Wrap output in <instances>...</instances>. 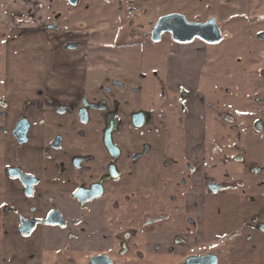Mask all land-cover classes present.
I'll use <instances>...</instances> for the list:
<instances>
[{
    "label": "flooded vegetation",
    "instance_id": "flooded-vegetation-1",
    "mask_svg": "<svg viewBox=\"0 0 264 264\" xmlns=\"http://www.w3.org/2000/svg\"><path fill=\"white\" fill-rule=\"evenodd\" d=\"M41 1L36 2L35 20L29 22L28 0H10L8 6V0H0V264H218L226 248L244 252L254 233L264 237V194L254 197L249 192L253 183L233 178L236 172L218 179L210 169L222 161L242 163L245 155L224 158L237 149L235 141L227 143V128L221 133L216 124L219 133L210 139L205 122L200 117L193 120L198 112L192 105L197 100L207 114L216 112L217 122H235L229 112L237 101L232 86L206 85L208 89L200 91L198 80L194 82L206 64L203 49L202 55L197 52L183 58L190 67L189 86L181 85L176 91L167 86L170 93L164 89L159 96L144 89L148 75L140 66L148 61L146 54H99L97 61L104 68L97 71L100 78L93 83L89 74L96 71L89 51L85 61H75L76 66L85 65L87 75L76 103L47 100L41 106V100H24L27 93L13 91L7 81L11 32L14 28L25 31L31 24L41 28ZM79 1L74 6L65 0L71 7ZM8 14L14 19L6 21ZM183 15L191 22L214 18ZM261 16L248 20L250 29L262 28L251 37L249 56L261 58L257 74L263 83L251 84L246 95L262 109L248 124V132L242 133L245 144L240 150L245 152H250L257 136L264 145V13ZM127 17L135 15L127 11ZM157 20L152 25L141 22L130 34L123 33L124 39L137 41L122 48L140 47L137 29L150 25L153 30ZM47 23L44 29H52L53 23ZM217 24L222 42L227 36L218 20ZM84 30L91 33L93 28ZM152 30L143 35L146 42H154ZM164 34L175 42L170 33ZM80 38L69 40L65 47L111 48L90 34L87 41ZM196 41L209 45L198 38L182 45ZM259 43L261 49L254 52ZM176 60L184 63L181 57ZM253 72L250 80L257 78ZM33 95L41 98V89ZM207 157L218 163H208ZM242 168L247 178L262 173V167L251 164ZM260 185L264 188V180ZM228 194L235 207L232 211L243 212L242 217L232 214L231 228L221 219V196ZM207 198L218 203L217 218L208 225ZM39 228L44 234L56 229L68 241L41 245ZM233 257L231 263L249 264L240 260L244 256Z\"/></svg>",
    "mask_w": 264,
    "mask_h": 264
},
{
    "label": "rangeland",
    "instance_id": "rangeland-1",
    "mask_svg": "<svg viewBox=\"0 0 264 264\" xmlns=\"http://www.w3.org/2000/svg\"><path fill=\"white\" fill-rule=\"evenodd\" d=\"M28 1L29 14L26 19H28L29 22H33L36 17L35 13L38 6L36 2H40L41 0ZM42 1L39 17L41 18V12L45 14L46 11L44 12V8L47 7L46 4L49 5L46 20V23L48 22L47 26L52 22V29L54 26L60 27V29H69V31H74L76 29L84 30L88 27H92L93 30H91L89 34L94 40L110 43L109 45L111 48H105L107 45H102L104 48L89 49L92 54L90 62H93L95 67L93 69L96 71L89 74L92 80L91 82L93 83L100 78V74L97 73V71H102L104 68L102 62L97 61L99 54L142 53L146 54L148 59V61H144L140 66L148 75L147 79L144 81L146 86H148L144 88L145 91L151 90L158 96L161 95L164 89L169 90L167 86L173 91H176L181 85L189 86V81L191 80V77H187L190 74V67L187 62H184V56L187 54H196L197 52L202 55L204 54L200 51L202 48L207 55L206 64L203 65L201 72H199L194 82L197 83L198 80L197 84L200 86V91L207 90L208 88L206 85L210 87L218 85L232 86V90H235L233 93L237 94V101H235V104L231 105L232 107L229 112H231L232 116L235 118V122L233 124L217 122L214 119L216 112L208 110L209 114H207V112L202 109L201 103L197 102V100L192 105L193 109L198 112L193 113V120L200 117L201 120L205 122L206 131L210 139L211 137L214 138V135L219 133V128H216V124H219L221 133H223L225 127L227 128V143H233L235 141L234 147L237 149L227 152V155L223 156L224 158L228 156L227 158H229V160H233L235 156L245 155V160L242 163H235L234 161L225 163L222 161L221 165L210 168L211 172L214 173L218 179L224 178L229 171L233 172V174L236 172L233 178L248 180V182L253 183L249 192L252 193L254 197H260L264 194V188L260 185L264 180V145L263 141H260L261 136L252 139L250 143L252 144L250 152L240 150V147L245 144V140L242 141V133L248 132L250 128L248 124L251 123L252 118L259 116V112L262 109L260 105L253 106L251 101L246 98V95L247 92L249 93L250 91L251 84L261 85L263 83L261 74H257V70L262 67L261 58L249 56L252 52L249 47L251 37L254 36L255 32L262 31V28L258 25L255 26V29H250L248 20H251L250 17H253V20L262 19L261 15L264 13V0H112L110 3L108 0H80L77 7L69 6L66 4L65 0ZM101 1H104L106 4L108 3V5ZM9 3L10 0L5 2L7 6ZM10 7L16 8L15 5H11ZM118 7H120V11ZM127 11H132L135 17L129 19V17H127ZM178 11L187 14L192 19L194 17H199L201 19H207L209 17L216 18L222 26L223 33L227 38L218 45H204L198 41L192 45H182L173 42L168 34H164L162 36V41L158 43L146 42L143 35L152 30L150 25H147L148 22L152 25L161 16ZM9 17L10 14L5 15L4 18H6V21L14 19L13 17ZM141 22L142 24L143 22L147 23V27L139 28L136 31L137 36L142 38V45L138 48H134L133 46L122 48L124 44L137 41V39H131L129 37H125L124 39V37H121L122 34L126 32L130 34ZM79 35L82 36L81 34ZM116 40L118 41L116 42ZM114 41L115 44H112ZM260 49L261 43H259L257 47L255 46L254 52ZM176 57H181L184 63L181 64L180 61L177 62ZM251 70H253V73L257 76L256 79L253 78L250 80ZM152 99L154 100V97ZM146 101H149L148 97ZM160 105L161 104H158L159 108L161 107ZM167 111H169V108ZM174 125L179 128L177 123ZM174 131L177 130L174 129ZM181 132H183V130ZM223 138L225 137L223 136ZM207 161L211 164L218 163L217 159L214 160L211 157H207ZM249 164L257 166L258 168L262 167V173L247 178L245 176L247 173L243 172L245 168H242V166ZM220 201L222 202L221 219L223 224L227 222L230 224L232 214H237L236 217L243 216V212L240 210L232 211V208L235 207L231 204V194L222 195ZM217 204L218 203H216L214 199L207 198L205 207L207 225L211 220L217 218L215 212ZM238 207H240V205ZM242 207L244 208V206ZM256 209L257 207H255L254 211H256ZM226 227L231 228V224ZM251 239V244L248 245V249L244 252H230L226 248L218 264H235L236 261L233 260L235 262L231 263V260L234 258L233 256L236 255L239 256V258L244 256L240 260H247L249 264H264V237L261 234L254 233ZM250 246H252V248H250Z\"/></svg>",
    "mask_w": 264,
    "mask_h": 264
},
{
    "label": "crops",
    "instance_id": "crops-1",
    "mask_svg": "<svg viewBox=\"0 0 264 264\" xmlns=\"http://www.w3.org/2000/svg\"><path fill=\"white\" fill-rule=\"evenodd\" d=\"M44 12H41V28L31 24L25 31L20 28L12 30L9 37L7 81L13 91L27 93L24 100H41V106L47 100L56 104H75L87 76L85 65L81 63L80 67L76 66L75 61L77 58L85 61L89 48L72 50L65 47V44L71 39H77L79 34L87 41L88 30L80 31L79 34L76 31L46 30L43 27L48 16L46 8ZM35 89H41V98L33 95ZM39 230L41 245L48 242L62 245L68 241L66 235L56 229L50 230L49 234H44L41 228Z\"/></svg>",
    "mask_w": 264,
    "mask_h": 264
},
{
    "label": "water",
    "instance_id": "water-1",
    "mask_svg": "<svg viewBox=\"0 0 264 264\" xmlns=\"http://www.w3.org/2000/svg\"><path fill=\"white\" fill-rule=\"evenodd\" d=\"M71 5L76 6L78 0H68ZM170 33L172 39L181 44H188L195 38L209 45H216L221 42L223 35L217 24L216 18H210L206 22H191L180 13H171L161 16L152 30V40L157 42L161 35ZM210 256H206L208 259ZM214 261L215 259H211ZM214 264V262L212 263Z\"/></svg>",
    "mask_w": 264,
    "mask_h": 264
}]
</instances>
